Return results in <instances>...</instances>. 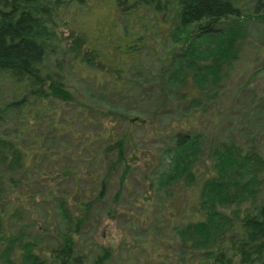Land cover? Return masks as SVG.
<instances>
[{
    "label": "rangeland",
    "instance_id": "374dc122",
    "mask_svg": "<svg viewBox=\"0 0 264 264\" xmlns=\"http://www.w3.org/2000/svg\"><path fill=\"white\" fill-rule=\"evenodd\" d=\"M45 1L39 59L27 75L0 76V264H25L27 250L50 264L61 234L72 235L85 264L103 248L105 264H203L206 248L185 225L206 219L211 179L230 186L215 206V243L237 241L241 220L264 204V4L237 0L231 58L201 88L196 67L210 60L178 63L194 25H180L173 0ZM80 30L103 41L107 59L90 44L73 47ZM127 31L143 38L140 49L114 55ZM39 68L42 88L62 81L72 99L32 93ZM22 94V111L5 108ZM177 131L197 134L198 150L185 154L189 173L169 178ZM223 145L240 155L224 175L215 164ZM245 239L246 255L230 252V264L254 256L256 243Z\"/></svg>",
    "mask_w": 264,
    "mask_h": 264
},
{
    "label": "trees",
    "instance_id": "16d2710c",
    "mask_svg": "<svg viewBox=\"0 0 264 264\" xmlns=\"http://www.w3.org/2000/svg\"><path fill=\"white\" fill-rule=\"evenodd\" d=\"M99 1L102 2V0ZM45 2V0H1L0 76L10 77L17 73L25 75L27 72L25 70L39 59L41 50L38 47V42L40 23L45 16ZM263 4L264 0H255V10L261 9ZM173 6L174 14L182 27L189 28L194 25L186 35V49L182 54L176 56L178 63L191 67L196 58L209 57L210 62L196 67L194 78L197 79L195 81L201 85V88L206 85V82H216L221 65L231 58L236 45L237 32L240 33L238 28L232 26L234 21L231 19L241 14L237 0H173ZM132 16L134 17V15ZM131 33L127 31L125 34H117L119 41L117 40L116 46L118 49L113 50L114 55L137 54L143 38ZM203 42L205 43L203 44ZM71 43L77 50L81 45L90 44L102 55L104 54L106 59L110 55L106 52L103 41L97 37L88 36L83 30L73 36ZM44 76L41 68L35 70L33 85L28 88L32 93L42 97L48 95L61 101L72 99L68 87L62 81L51 80L44 84L45 88H42L41 82L44 80ZM25 102L26 95L22 94L5 103L4 106L22 111ZM198 139L199 136L191 132L177 131L174 133L173 148L171 149L174 155L169 157V161L173 162V167L165 171L169 178L178 176V173H189L191 164L189 160H185V154L190 151L193 154L198 150ZM114 147L117 149V160L120 162L123 160L122 140H116ZM234 156L240 155H235L231 148L223 145L222 151L219 152L215 161L219 174L224 175L230 172L235 160ZM206 184L209 188L206 187L202 191V204L207 211L206 219L191 221L185 225V233L190 237V241L206 248L203 252L205 257L203 264H230V252L238 255L243 254L244 257L246 255L245 238L252 239L256 243V250H250V255L254 256H251L250 261L242 263L254 264L256 258L264 254V246L261 243L264 241V204L256 212L241 220L236 229L237 234L241 236L237 241L215 243V235L219 231L214 222V219L218 217L215 206L218 201L221 202L229 194L230 186L214 179L207 180ZM218 186H221V189H218ZM84 221L85 215L82 214L72 219L75 232L79 230ZM211 246L213 248H210ZM258 253L260 255H257ZM49 256L50 264H85L84 257L75 254L74 238L70 234H61L58 237L56 244L49 251ZM109 257L110 251L103 248L89 264H105ZM23 258L25 264H49L45 258L31 250H27L23 254Z\"/></svg>",
    "mask_w": 264,
    "mask_h": 264
}]
</instances>
